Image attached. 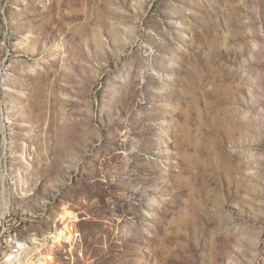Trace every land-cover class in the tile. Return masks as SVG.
I'll return each instance as SVG.
<instances>
[{
    "label": "rangeland",
    "instance_id": "rangeland-1",
    "mask_svg": "<svg viewBox=\"0 0 264 264\" xmlns=\"http://www.w3.org/2000/svg\"><path fill=\"white\" fill-rule=\"evenodd\" d=\"M7 209L73 213L55 264H264V0H0Z\"/></svg>",
    "mask_w": 264,
    "mask_h": 264
},
{
    "label": "bare ground",
    "instance_id": "bare-ground-1",
    "mask_svg": "<svg viewBox=\"0 0 264 264\" xmlns=\"http://www.w3.org/2000/svg\"><path fill=\"white\" fill-rule=\"evenodd\" d=\"M73 217V213L65 209L62 214L64 226L57 228L46 236L51 243L40 242L39 238L32 234L28 239L27 245L21 249L20 255L14 259H4L0 261V264H55L53 247L72 242L76 236Z\"/></svg>",
    "mask_w": 264,
    "mask_h": 264
},
{
    "label": "built area",
    "instance_id": "built-area-1",
    "mask_svg": "<svg viewBox=\"0 0 264 264\" xmlns=\"http://www.w3.org/2000/svg\"><path fill=\"white\" fill-rule=\"evenodd\" d=\"M27 216L15 210H7L0 218V261L14 259L27 245L32 233L24 235Z\"/></svg>",
    "mask_w": 264,
    "mask_h": 264
}]
</instances>
